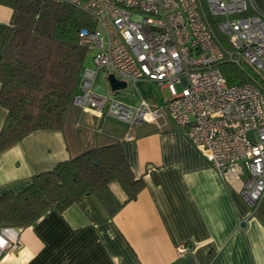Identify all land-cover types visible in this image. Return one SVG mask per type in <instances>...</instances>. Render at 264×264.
I'll list each match as a JSON object with an SVG mask.
<instances>
[{
    "label": "crops",
    "instance_id": "crops-1",
    "mask_svg": "<svg viewBox=\"0 0 264 264\" xmlns=\"http://www.w3.org/2000/svg\"><path fill=\"white\" fill-rule=\"evenodd\" d=\"M11 15L0 4V62ZM84 67H92L86 58ZM100 76L106 81L98 75L96 93ZM138 98L121 102L135 106ZM5 118L0 106V130ZM112 143L120 144L133 175L144 181L137 197L124 203L125 193L110 182L108 191L122 204L112 215L86 195L62 212L50 209L29 226L12 227L17 247L0 264H264V211L259 206L252 215L240 195L243 179L220 175L172 122L129 128L69 105L61 130L34 131L0 152V194H17L33 175ZM181 246L190 250L178 254Z\"/></svg>",
    "mask_w": 264,
    "mask_h": 264
},
{
    "label": "built area",
    "instance_id": "built-area-1",
    "mask_svg": "<svg viewBox=\"0 0 264 264\" xmlns=\"http://www.w3.org/2000/svg\"><path fill=\"white\" fill-rule=\"evenodd\" d=\"M46 1L74 6L95 23L78 32L94 54L71 105L129 128L174 123L220 175L244 177L240 195L255 214L264 198V0ZM225 63L241 75L232 84L221 70ZM100 73L134 89L137 104L114 99L111 89L94 92ZM140 82L168 97L151 104L139 93ZM13 229L0 226V258L17 247Z\"/></svg>",
    "mask_w": 264,
    "mask_h": 264
},
{
    "label": "trees",
    "instance_id": "trees-1",
    "mask_svg": "<svg viewBox=\"0 0 264 264\" xmlns=\"http://www.w3.org/2000/svg\"><path fill=\"white\" fill-rule=\"evenodd\" d=\"M12 10L11 34L0 62V106L6 118L0 152L28 134L62 129L64 114L77 91L86 49L81 28L95 23L74 6L46 0H0ZM229 84L241 78L230 63L221 66ZM116 182L134 200L144 187L128 166L119 143L91 148L35 174L17 194H0V226L26 227L50 209L62 212L86 195H94L109 215L119 204L107 185ZM263 201V200H262ZM261 203L259 210H262Z\"/></svg>",
    "mask_w": 264,
    "mask_h": 264
},
{
    "label": "rangeland",
    "instance_id": "rangeland-1",
    "mask_svg": "<svg viewBox=\"0 0 264 264\" xmlns=\"http://www.w3.org/2000/svg\"><path fill=\"white\" fill-rule=\"evenodd\" d=\"M98 31H100L101 37H105L104 32L98 27ZM94 52L88 51L86 53V60L87 62H90L92 64V57H93ZM104 74V73H100ZM105 77V76H104ZM102 84V85H101ZM102 86L104 87L105 90H103ZM108 83L107 80L105 81L103 79V76H100L99 82H97L95 86V90H100V95L104 96L107 95L106 93L108 91ZM137 88L139 90V93L144 97V98H149V99H156L158 102H162L163 96L168 97V93L166 90H161L159 87H157L155 84L150 83V82H140L137 84ZM138 98V95L134 89H132L130 86H127L123 90H119L116 93V99L126 102V103H134L136 99ZM244 179V177H241ZM262 210L264 211V202L262 205ZM261 212V209H260Z\"/></svg>",
    "mask_w": 264,
    "mask_h": 264
},
{
    "label": "water",
    "instance_id": "water-1",
    "mask_svg": "<svg viewBox=\"0 0 264 264\" xmlns=\"http://www.w3.org/2000/svg\"><path fill=\"white\" fill-rule=\"evenodd\" d=\"M107 83L112 92L123 90L126 86L124 82L116 80L112 75L107 77Z\"/></svg>",
    "mask_w": 264,
    "mask_h": 264
}]
</instances>
